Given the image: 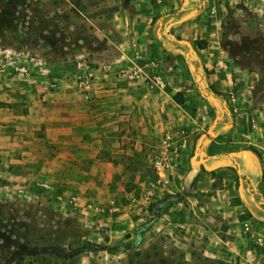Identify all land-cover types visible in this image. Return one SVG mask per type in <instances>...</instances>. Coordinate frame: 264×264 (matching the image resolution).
<instances>
[{
	"label": "crops",
	"instance_id": "obj_1",
	"mask_svg": "<svg viewBox=\"0 0 264 264\" xmlns=\"http://www.w3.org/2000/svg\"><path fill=\"white\" fill-rule=\"evenodd\" d=\"M90 5L102 8L103 24L81 2L68 6L104 43L102 51L83 50L105 54L113 43L117 64L102 73L91 68L96 77L86 94L68 82L79 71L72 61L70 68L68 61L56 62L55 86L28 82L30 77L11 75L0 64V155L25 159L54 152L42 164L66 169L75 147L95 156L97 149L89 152V147L109 137L117 115L135 126L140 138L148 137L147 131L155 134V154L167 166L149 180L152 191L186 185L182 204L173 209H181L183 224L204 238L206 253L238 264H264V99L250 93L255 70L236 65L234 55L220 49L225 0H95ZM110 26L118 40H112ZM135 54L162 59L166 90L145 88L121 74L139 62L132 61ZM112 94L115 99L99 101L100 95ZM165 134L174 142L169 151L161 144ZM112 204L124 214L129 210L115 201L108 208Z\"/></svg>",
	"mask_w": 264,
	"mask_h": 264
},
{
	"label": "rangeland",
	"instance_id": "obj_2",
	"mask_svg": "<svg viewBox=\"0 0 264 264\" xmlns=\"http://www.w3.org/2000/svg\"><path fill=\"white\" fill-rule=\"evenodd\" d=\"M69 1L0 0V60L26 64L31 73L28 82L54 86L60 71L56 62L68 61L70 68L72 61L79 71L68 82L74 81L86 94L96 77L90 69L102 73L108 65L115 66L119 50L112 43L105 54H87L83 47L102 51L104 43L95 39L81 13L71 12ZM77 1L94 14L96 22L104 23L102 8L92 10L90 5L95 0ZM225 4L227 24L222 25L220 49L233 54L236 65L255 70L250 93L264 99V0H225ZM110 29L112 40H118V32ZM115 96L100 95L99 101ZM114 116L118 120L111 123L109 137L94 141L88 149H97L95 156L75 147L74 159H65L66 169L54 162L42 164L54 152L25 159L20 154L0 155V185L25 184L38 195L25 208L0 212V264H238L207 254L204 238L192 234L180 220L182 210L173 208L182 204L184 184L152 191L149 180L157 175L158 157L155 134L147 131L148 137L140 138L128 120ZM41 181L49 184L47 192L35 186ZM72 195L77 198L76 208L66 204ZM113 201L130 211L107 209ZM88 202L105 210L88 213L84 208ZM146 223L149 226L136 244L134 231Z\"/></svg>",
	"mask_w": 264,
	"mask_h": 264
},
{
	"label": "built area",
	"instance_id": "obj_3",
	"mask_svg": "<svg viewBox=\"0 0 264 264\" xmlns=\"http://www.w3.org/2000/svg\"><path fill=\"white\" fill-rule=\"evenodd\" d=\"M213 13V11H211ZM139 60V62L131 63V66L122 70L121 74L133 81H137L140 85L144 86L148 89H157V90H166L168 86V79L163 71V61L162 59H157L153 57H141L137 54L133 55V60ZM1 68L7 70L13 75L17 76H29L30 69L28 65L18 63L16 61H5L2 60L0 62ZM88 82L85 83L87 87ZM183 136V135H182ZM172 136L169 134H165L162 136L161 144L165 150H170L171 145H173ZM183 141L181 144L176 145V150L182 147ZM167 164L166 159L163 156H159L154 161V167L157 172H162L165 170ZM35 186L38 190L48 191L50 186L46 182H36ZM37 192H31L27 185L25 184H10V185H0V212L5 211L6 213H12L15 209L20 210V208H25L27 205H30L34 199L38 198ZM70 208H76L77 198L76 196H70L66 202ZM85 210L92 212L93 214L96 212H103L105 208L101 204H97L94 202H88L84 206ZM110 210H119L118 206L112 204Z\"/></svg>",
	"mask_w": 264,
	"mask_h": 264
},
{
	"label": "trees",
	"instance_id": "obj_4",
	"mask_svg": "<svg viewBox=\"0 0 264 264\" xmlns=\"http://www.w3.org/2000/svg\"><path fill=\"white\" fill-rule=\"evenodd\" d=\"M180 95L178 94V93H176L175 95H174V98H175V100L176 101H181V99H180V97H179ZM149 226V223H146V224H144L143 226H140L139 228H137L135 231H134V237H135V243L136 244H139L140 242H141V240H142V232L144 231V230H146V228Z\"/></svg>",
	"mask_w": 264,
	"mask_h": 264
}]
</instances>
